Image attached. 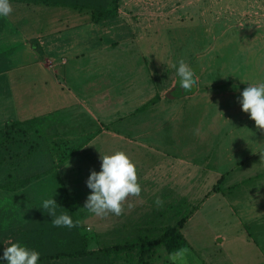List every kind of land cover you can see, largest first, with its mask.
I'll use <instances>...</instances> for the list:
<instances>
[{
    "label": "rangeland",
    "instance_id": "374dc122",
    "mask_svg": "<svg viewBox=\"0 0 264 264\" xmlns=\"http://www.w3.org/2000/svg\"><path fill=\"white\" fill-rule=\"evenodd\" d=\"M136 1L140 5L145 4L143 0ZM147 1L149 4L140 9L137 7L141 6L137 5L136 10H132L134 7H129L125 0H117V3L118 9L121 8L127 14L125 18L135 24L143 23V19L149 17L142 13L150 5L159 28L157 47L150 53L138 46L127 47L129 54L116 51L114 54L120 57V70H127L125 67L130 66L135 70L137 66L142 69L140 73L152 75L150 80L159 93V101L151 110L132 112L114 122L113 126H104L110 135L120 132L126 138H113L108 142L105 134L102 137L103 131L97 119L88 114L83 120H75L76 112L60 111L59 116L63 117L61 123L71 125L68 126V133L80 134L82 127L87 125L86 135H89L88 139L94 140L84 149L83 155L73 162L75 170L72 175L55 174L51 179L53 184L47 186L53 188L57 186L56 183L66 185L67 177L73 178V184H70L76 189V197L83 203L84 230L91 239L90 248L93 250L117 243L137 242L142 232L134 230V221L142 220L139 225L148 226L153 218L158 220L151 224V237L156 238L166 226H173L181 218H190L195 214L181 230L189 242L186 247L189 250L187 264H264V261H260L264 259V250L263 255L252 256L239 239H233L237 235L232 231L237 225L235 215L220 218L223 210L230 212L235 209L232 205L242 193L240 184L235 187L237 182L233 181H246L251 173L262 170L264 166L254 155L260 142H264V131L256 127L255 121L250 118V114L243 112L239 103L242 91L249 84L264 82V62L257 59L261 51L264 53V48H249L250 42L256 39L254 27L264 24V0H201L203 8L200 16L197 10H191L188 14L183 12L187 8L185 4L193 0ZM126 55H134L137 60L128 62L124 60ZM180 59H184L195 71L199 82L191 91L183 89L182 94L174 91L167 97L172 89L180 87L176 75ZM136 81L145 80L137 78ZM121 90V87H117L114 91ZM128 112L116 111L115 114ZM104 113L95 112V115L99 117ZM82 122L85 125H81ZM37 128H32L29 135L20 125L10 129L5 126L0 130V149L8 157L5 161L11 160L9 156L19 140L27 138L25 141L28 146L44 145L32 138L37 135ZM196 129H199L198 135L195 134ZM139 135L141 137L138 138ZM81 147L80 143H62L61 157L50 162L52 165L63 162ZM117 150L126 152L136 164L139 183L146 190H142L138 197L128 198L122 215L98 217L84 208L91 194L87 180L92 170H101V153L112 154ZM247 157L253 158L258 165L248 162ZM217 172H220V176L215 174ZM221 177L223 179L219 182L218 178ZM263 179L264 175L253 177L246 181L247 186L260 189ZM160 183H166V187L172 191L163 193L164 197L170 193L171 196L163 207L157 208L155 200L159 191L155 190L159 189ZM216 184L218 190L212 191ZM152 185L154 192L149 191ZM209 191L214 192L217 198L206 197ZM261 193L264 196V192ZM126 221V233L115 229ZM259 225L247 223L245 230L262 249L264 241L261 233L264 232V225ZM112 228L115 231H108ZM219 234L226 235L223 245L222 239L216 237ZM169 254L164 246H160L156 249V255L150 254L149 261L151 264H172L168 259ZM75 262L86 264L85 259L84 262ZM115 264H139V251L123 253Z\"/></svg>",
    "mask_w": 264,
    "mask_h": 264
},
{
    "label": "crops",
    "instance_id": "0c3cea01",
    "mask_svg": "<svg viewBox=\"0 0 264 264\" xmlns=\"http://www.w3.org/2000/svg\"><path fill=\"white\" fill-rule=\"evenodd\" d=\"M121 1L124 2V0ZM125 1L130 5L129 7H134L132 10H136L137 5L141 6L137 7L140 9L145 4H149L147 0H143L144 6L136 0ZM11 5L13 12L4 17L6 27L0 33V53H4L6 58L5 69L0 73V130L9 123L23 122L21 126L26 131V135H29L33 131L32 128L38 126L37 132L35 131L37 135L32 138L44 145L28 146L25 141L27 138L19 140L14 145L9 156L11 160L5 161L0 167V184L32 177L34 179L25 187L17 190L0 188V209L14 211L22 222H27L42 206L44 199L54 198L58 202L70 197L77 202L76 214L84 226L83 203L76 197V189L71 185L73 178L67 177L66 185L56 183L57 186H53V188H49L47 185L53 184L51 179L55 174L72 175L75 170L73 162L83 155L84 149L94 139H88L89 135H86L87 129H85L87 125L83 122L81 125H85V127H82L80 134L71 135L68 133V126L71 125L61 123L63 117L59 116V112L74 111L76 112L75 120H83L88 114L97 119L103 131L102 137L103 134L107 137L106 142L113 138L126 139L124 135H120V132L110 135L108 131L104 130V126L109 128L114 125V122L124 119L130 113L140 112V109L159 93L150 80L151 74L140 73L139 71L142 69L137 66H135V70H133V66H130V69L125 67L127 70L124 71L120 70V57L114 52L129 54L127 47L138 46L150 53L156 48L159 36L156 14L151 12L152 9L149 5L148 8H145L146 12L142 13L149 17L143 19V23L135 24L125 18L127 14L119 8L115 16L94 22L89 11L18 2H12ZM185 5L187 8L185 7L184 14L190 13L191 10H197V14L200 16V11L203 8L201 0H193ZM254 28L253 33L256 34V39L250 42L249 48L252 50H255L257 46L264 48V24ZM255 54L257 56L260 54V58L257 57V59L264 62L262 51ZM124 60L133 63L137 57L126 55ZM258 60L253 61L258 62ZM137 78L145 81H136ZM117 87H121L122 90L115 92ZM155 104H150L148 108L151 110ZM103 111L106 112L105 115L96 117L95 112ZM116 111L129 112L118 115L115 114ZM29 120L30 122L24 123ZM139 137L141 136L139 135ZM102 142L105 140L102 139ZM62 143H80L82 147L72 152L73 154H69L63 162L59 161L52 165L50 161L61 157ZM262 154H264V142H260L254 151L259 163H264V158L261 159ZM246 159L248 162L258 165L253 158L247 157ZM240 163L242 161L237 162V164ZM261 168L262 170L251 173L248 180L264 175V166ZM259 172L261 174H255ZM187 175L189 174L187 173ZM167 176L165 174V178ZM221 179L223 178H218V180ZM246 181L242 179L233 181V183H238L234 184L235 187L240 184L242 193L235 205H232L235 209L230 212L221 211L220 218L235 215L237 225L233 227L234 229L232 228V231L237 235L233 239H239L252 256H258L259 254L263 255L264 248L260 249L257 243L252 240L251 235L245 230V225L251 222L264 225V196L261 193L264 192V179L260 184V189L257 186L250 188ZM167 186L169 185L167 184ZM213 186L215 187V185ZM153 187L154 185L150 186L149 191L154 192ZM167 188L166 183H160L159 189L155 190L159 191L157 196L164 203L171 196L170 193L164 197L163 193L172 191L171 188ZM190 189L188 187V191ZM142 190L146 189L142 188ZM212 191H209L205 196L212 199L217 198ZM203 204L205 205V202ZM194 215L192 214L191 217ZM127 222L119 224L120 226L115 229L126 233ZM157 222L158 220L154 218L149 221L151 224ZM133 223L134 230L137 233L142 232L139 236L137 235L138 237L152 236L151 224L148 226L139 225L142 220ZM113 229L108 231H115ZM148 229L151 231L147 232ZM261 236L264 241V232L261 233ZM184 237L186 238L185 235ZM216 237L222 239L221 244L223 245L226 235L219 234ZM69 261L68 259L56 260L55 262L51 261L50 264H71ZM260 261H264V259L262 258ZM38 264L48 263L38 262Z\"/></svg>",
    "mask_w": 264,
    "mask_h": 264
},
{
    "label": "trees",
    "instance_id": "16d2710c",
    "mask_svg": "<svg viewBox=\"0 0 264 264\" xmlns=\"http://www.w3.org/2000/svg\"><path fill=\"white\" fill-rule=\"evenodd\" d=\"M12 2L89 11L94 22L109 19L115 16L118 11L117 0H10V3ZM5 27L6 20L3 16H0V33ZM5 59V54L0 53V73L5 69ZM159 99L160 96L158 95L140 110H146L150 104L157 103ZM28 122L30 120L24 123ZM22 123L13 122L7 124L6 127L10 129L19 125L21 126ZM5 159L6 155L0 149V167L4 164ZM32 179L34 177L8 184H0V188L17 190L25 187ZM214 190H218V185H215ZM57 204L59 206L56 210L57 215L66 212L72 217L74 222L79 221L77 227L71 229L67 227H54L51 223L53 217L42 206L35 211L34 215L27 222H22L19 215L14 211L0 209V264H7V261L2 259V257L6 247L5 241L8 240L18 242L29 249L38 251L40 253L38 262H47L48 264L51 261L55 262L56 260L67 259L70 260L71 264H76L75 261L78 260L84 262V259L86 264H115L123 253L135 250L139 251V264H151V261H149L150 254L156 255V249L160 246H164L169 253L188 246V241L181 231L189 219V216H185L175 225L165 227L162 235L158 238L143 235L138 237L137 242L117 243L101 250H93L90 248L91 239L85 232L84 226L76 214L75 208L77 202L67 197L58 201Z\"/></svg>",
    "mask_w": 264,
    "mask_h": 264
},
{
    "label": "clouds",
    "instance_id": "9594fccd",
    "mask_svg": "<svg viewBox=\"0 0 264 264\" xmlns=\"http://www.w3.org/2000/svg\"><path fill=\"white\" fill-rule=\"evenodd\" d=\"M12 12L10 0H0V16L7 17ZM176 75L179 77L180 87L185 91H191L199 82V77L184 59L179 60ZM239 103L243 112L250 114V118L255 121L256 127L264 131V82L249 84L242 91ZM195 134H199V129L195 130ZM262 158L264 154L261 155ZM100 159L101 170H92L87 180L91 194L87 197L84 208L98 217H106L109 214L120 216L124 213V204L128 198L138 197L142 191L136 164L122 150L112 154L101 153ZM155 204L157 208H161L164 201L157 197ZM58 207L54 198L42 201V208L53 217L51 223L54 227L71 229L79 225V221L74 222L66 212L57 215ZM5 245L2 259L6 260L7 264H38V251L11 240L5 241ZM188 251L187 248L174 250L168 259L172 264H187Z\"/></svg>",
    "mask_w": 264,
    "mask_h": 264
},
{
    "label": "water",
    "instance_id": "95a60500",
    "mask_svg": "<svg viewBox=\"0 0 264 264\" xmlns=\"http://www.w3.org/2000/svg\"><path fill=\"white\" fill-rule=\"evenodd\" d=\"M174 91H176L177 94H182L184 90L181 87H176V88L171 90V93L174 92ZM169 94H170V92L168 93V95Z\"/></svg>",
    "mask_w": 264,
    "mask_h": 264
},
{
    "label": "built area",
    "instance_id": "2783aa9c",
    "mask_svg": "<svg viewBox=\"0 0 264 264\" xmlns=\"http://www.w3.org/2000/svg\"><path fill=\"white\" fill-rule=\"evenodd\" d=\"M88 229H90V228H88Z\"/></svg>",
    "mask_w": 264,
    "mask_h": 264
}]
</instances>
